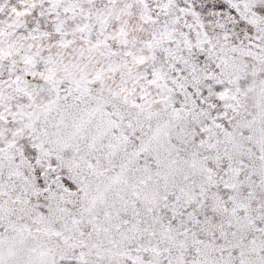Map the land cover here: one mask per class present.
I'll return each instance as SVG.
<instances>
[{"label":"snow or ice","instance_id":"obj_1","mask_svg":"<svg viewBox=\"0 0 264 264\" xmlns=\"http://www.w3.org/2000/svg\"><path fill=\"white\" fill-rule=\"evenodd\" d=\"M0 264H264V0H0Z\"/></svg>","mask_w":264,"mask_h":264}]
</instances>
